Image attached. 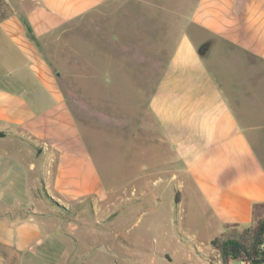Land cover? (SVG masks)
<instances>
[{
  "label": "rangeland",
  "instance_id": "obj_1",
  "mask_svg": "<svg viewBox=\"0 0 264 264\" xmlns=\"http://www.w3.org/2000/svg\"><path fill=\"white\" fill-rule=\"evenodd\" d=\"M148 1V5L119 2L109 13L87 14L90 23L85 26L66 27L57 38L41 39L42 53L58 74L60 89L104 188L100 195L72 206L57 203L40 185L38 170L29 169L34 155L28 146L11 135L0 136V214L16 219L31 207L34 211L50 208L57 215L48 229L51 233L36 249L1 246L0 264H223L209 244L218 235L215 225L189 181L182 196L175 181L168 178L169 171L156 173L173 156L160 144L155 124L150 128L144 124L147 118L153 123L156 119L147 104L177 41L186 34L195 42L205 31L190 23L195 0ZM15 2L0 0V48H5V52L0 49L2 80L7 70H14V75L30 72L28 62L32 61L6 39V20L12 14L7 3ZM136 39L148 40V45L142 44L146 54L139 42L133 48L131 41ZM131 49L138 54L133 61ZM251 66L264 68L254 60ZM259 84L261 94L253 103L263 106V111L257 119L264 116L262 74ZM16 91L13 102L26 101L21 87ZM134 129L138 135L133 138ZM253 142L264 164V139ZM146 164L148 168L142 171ZM160 175L162 180H158ZM176 197L178 201L182 197L179 203ZM68 222L73 232L66 229ZM241 228L229 225L221 231ZM227 264L244 263L234 258Z\"/></svg>",
  "mask_w": 264,
  "mask_h": 264
},
{
  "label": "crops",
  "instance_id": "obj_2",
  "mask_svg": "<svg viewBox=\"0 0 264 264\" xmlns=\"http://www.w3.org/2000/svg\"><path fill=\"white\" fill-rule=\"evenodd\" d=\"M127 1L7 3L12 14L5 22L6 39L32 63L28 62L30 72H2L0 131L28 146L34 155L29 169L38 170L40 185L57 203L72 206L94 198L104 183L60 89L58 74L39 43L47 35L57 38L66 27L89 24V16L85 17L89 13H109L117 3ZM131 2L149 4L148 0ZM192 8L190 23L205 35L195 42L186 34L179 38L147 104L156 119L153 123L147 118L144 124H155L160 144L173 156L156 173L169 171L168 178L182 196L188 180L219 234L229 225H249L253 204L264 201V164L253 142L264 139V116L257 119L263 106L253 103L261 94L259 77L264 68L251 66L252 60L264 64V0H195ZM135 41H131L133 48L138 42L143 48L142 44L148 45V40ZM203 43L207 50L199 53ZM144 50L142 54L147 53L146 46ZM134 54L131 49L132 61ZM20 87L27 99L14 103ZM136 135L134 129L132 137ZM147 168L146 164L141 170ZM25 212L16 219L0 214V247L34 250L51 233L55 212L31 207ZM67 225L73 232L74 226Z\"/></svg>",
  "mask_w": 264,
  "mask_h": 264
},
{
  "label": "trees",
  "instance_id": "obj_3",
  "mask_svg": "<svg viewBox=\"0 0 264 264\" xmlns=\"http://www.w3.org/2000/svg\"><path fill=\"white\" fill-rule=\"evenodd\" d=\"M3 135L0 131V136ZM175 201L178 202L177 197ZM252 212V222L239 232L221 231L209 240L223 264L234 258L244 264H264V201L255 202Z\"/></svg>",
  "mask_w": 264,
  "mask_h": 264
},
{
  "label": "water",
  "instance_id": "obj_4",
  "mask_svg": "<svg viewBox=\"0 0 264 264\" xmlns=\"http://www.w3.org/2000/svg\"><path fill=\"white\" fill-rule=\"evenodd\" d=\"M207 44L206 43H203V44H201L200 46H199V48H198V52L199 53H204L206 50H207Z\"/></svg>",
  "mask_w": 264,
  "mask_h": 264
}]
</instances>
